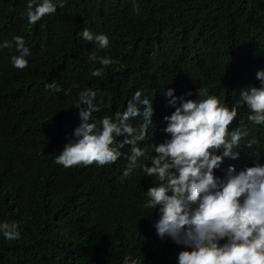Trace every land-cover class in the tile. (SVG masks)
I'll list each match as a JSON object with an SVG mask.
<instances>
[{"label":"trees","instance_id":"trees-1","mask_svg":"<svg viewBox=\"0 0 264 264\" xmlns=\"http://www.w3.org/2000/svg\"><path fill=\"white\" fill-rule=\"evenodd\" d=\"M28 2L0 0V224L15 222L20 232L14 241L0 232V264H124L125 257L129 264H178V253L191 249L159 238L160 206H145L148 189L159 186L142 171L150 158H138L127 176L130 145L102 167L64 168L55 161L75 140L82 122L76 103L86 89L98 92L101 110L89 121L98 129L103 117L125 111L136 91L152 101L153 124L138 142L149 157L170 139L163 131L164 117L175 110L164 95L169 89L197 100L207 98L195 94L203 88L221 106L237 105L241 90L259 87L256 73L264 71V0H63V8L35 24L28 23ZM85 28L106 35L108 48L84 41ZM16 36L30 49L23 70L11 62L19 55L15 44L3 47ZM93 52L118 63L93 77L101 67L89 59ZM53 81L60 93L46 88ZM249 115L238 105L229 131L247 135L234 146L238 158H225L216 177L229 166L237 172L264 166V124ZM128 123L138 129L142 118Z\"/></svg>","mask_w":264,"mask_h":264},{"label":"clouds","instance_id":"clouds-1","mask_svg":"<svg viewBox=\"0 0 264 264\" xmlns=\"http://www.w3.org/2000/svg\"><path fill=\"white\" fill-rule=\"evenodd\" d=\"M57 6L63 8V0L58 4L52 0L40 3L29 0L28 23L35 24L55 13ZM81 36L86 42L94 41L99 49L109 46V38L104 34L93 36L85 28ZM12 43L19 53L11 57L12 65L23 70L28 66L25 57L30 55V49L21 36L14 37L13 42H5L3 47L11 48ZM89 59L101 65L92 72L93 77H102L104 68L118 63L110 57H97L94 52ZM256 79L260 86L241 90V99L231 109L221 106L219 99L209 96L203 88H198L195 94L207 98L197 100L174 97L173 90L169 89L164 95L172 97L168 103L175 110L164 117L167 126L163 131L170 139L152 146L155 157H149L146 150L138 146L153 124L152 101L141 99L142 93L136 91L126 110L116 113L114 119L103 117L98 129L95 123L89 122L93 113L101 110L96 102L98 92L86 89L78 94L76 103L82 122L73 133L75 140L64 146L55 162L64 168L94 163L102 167L115 163L123 155L119 149L130 145L129 166L124 175H129L137 166L138 158H150L151 166H142V171L159 181V186L148 189L146 195L150 200L145 205L152 209L160 206L159 220L154 225L157 236L170 237L175 244L191 249L178 253V264H264V166L256 164L239 172L229 166L222 179L214 175L225 158H238L234 146L247 135L238 129L229 131L238 105L250 110L248 119L254 124H264V71H258ZM46 88L57 93L62 91L56 81ZM138 105L143 106L142 112ZM136 117L142 118L138 129L128 123ZM121 136L125 139L117 144ZM114 144L117 146L113 147ZM0 232L9 241L20 237L15 222L0 224ZM220 241L225 242L221 245ZM129 260L125 257L124 264H129ZM131 264H139V261L131 260Z\"/></svg>","mask_w":264,"mask_h":264}]
</instances>
